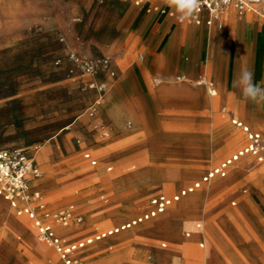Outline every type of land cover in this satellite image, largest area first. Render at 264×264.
Returning a JSON list of instances; mask_svg holds the SVG:
<instances>
[{
  "label": "rangeland",
  "instance_id": "1",
  "mask_svg": "<svg viewBox=\"0 0 264 264\" xmlns=\"http://www.w3.org/2000/svg\"><path fill=\"white\" fill-rule=\"evenodd\" d=\"M125 11L118 0H0V148L34 153L47 142L52 145V158H38L46 204L39 215L77 210L79 227L57 229L70 242L84 243L79 264H264V246L247 219L264 232V165L251 155L232 165L226 178L203 184L157 217L85 243L147 214L154 198L179 194L246 147L248 135L233 119L259 132L264 142V126L249 124L244 110L230 104V95L239 90L231 84L218 89L215 82L210 87L208 78L200 84L202 78L189 82L174 77V84L185 81L212 94V100H204L188 117L175 114L162 101L159 108L143 101L137 117L124 118L117 138V128L100 114L101 105L90 116L97 91L85 87L87 77L70 75L68 65H57L56 58L73 50L88 58H110L113 64L110 49ZM250 13L264 19L259 11ZM219 20L214 19V25L219 26ZM95 77L115 78L107 73ZM161 84L156 80V86ZM252 107L264 117V102H253ZM73 121L74 130L60 133ZM233 139L228 155L214 162L211 152ZM10 207L0 198V264H64L39 241L33 222ZM179 208L193 216L194 228L201 224L203 237H186L189 228L177 238L153 228L175 221ZM220 217L237 240L218 229ZM246 245L258 248L254 261L246 255ZM158 254L172 262H163Z\"/></svg>",
  "mask_w": 264,
  "mask_h": 264
},
{
  "label": "crops",
  "instance_id": "2",
  "mask_svg": "<svg viewBox=\"0 0 264 264\" xmlns=\"http://www.w3.org/2000/svg\"><path fill=\"white\" fill-rule=\"evenodd\" d=\"M118 2L120 5L126 7V11L119 21L118 37L112 42L110 49V52L115 55L113 69L116 76L113 79L109 77L100 79L98 77L88 76L84 80L86 88L95 89L97 91L98 96L96 97L95 102L100 100L101 103V101H103V103L100 104V114L108 117L106 118L107 122L117 128L119 132V134L116 135L117 138L123 131L122 126L124 118L127 115L137 117V112L140 109V102L148 101L152 104V106L159 108L161 104L159 102L162 101L164 102V107L172 109L173 112L175 111V114L182 117H188V115H191L190 112H194L193 109L203 107L202 103L204 100H212V94H210V92L206 89L196 87L191 88V86L185 81L174 84L173 79L175 76H177L179 80L183 77L189 82L195 81L198 78H208L213 82V86L215 82L218 85V89H220L225 84L232 85L234 75L238 73L241 67L246 66L254 70L255 82L261 87H264L263 18H260L250 12L239 14L233 7H230L221 15L219 26L217 23H215V25L213 22L210 23L209 14L207 12L200 14L198 20H185L184 22H181L177 18L179 13L176 12L175 7H170L162 0H151L142 5H137L133 2V0H118ZM71 51L73 50L66 52L61 57H57L56 61L61 60V65L63 64L69 66L70 63L67 56ZM158 79L162 80V84L160 86L155 85V82ZM229 98L231 105L234 104L244 110L249 124H258L260 127L264 126V117L258 116L254 112L252 107L253 102H251V105L248 107V100L243 99L239 93L230 95ZM212 113L214 115L213 106ZM194 114L197 116L196 113ZM232 123L241 128L243 131L244 129L240 127L238 123H241L243 126L249 128L252 133L260 134L245 125L242 121L233 119ZM75 127L76 121H73L63 127L60 133L63 131L74 130ZM52 140H56V137H53ZM48 143L49 142L42 146L40 152L35 151L34 153H31L29 151L35 158L38 166V158H52V145ZM234 143L235 140L233 139L225 146L211 152L212 160L215 162L228 155L233 148ZM239 151H237L236 154ZM87 155L89 156L87 157ZM85 158L91 159V154L86 153ZM227 159L222 161L217 166L210 168V170L201 179L194 182L187 188L200 182L201 186L195 189L192 193L200 189L203 184L208 183L203 182V178L206 177L207 174L214 168L219 167ZM93 162H95V164L97 163L96 160L91 161L92 164ZM231 166L227 169L226 176L222 177L217 175L212 179L226 178ZM212 179H210L209 182ZM39 180L40 179L32 180L31 182L33 189L41 192L42 201H44L43 196L45 192L40 190ZM246 193L247 191L243 192V194ZM189 194L191 193H188L187 195ZM177 195L165 197L173 198ZM185 196H182L181 198ZM262 196L264 197V194H262ZM1 199L4 200L3 198ZM179 201L173 202L166 210ZM5 202L8 203L9 206L13 207L9 202ZM235 204V201L232 202V205ZM24 205V202H20L18 207L22 208ZM14 209L18 211L17 208ZM152 209L153 206L151 204V210ZM73 210L77 215H79L77 210ZM55 213L57 212H45L43 213L42 218H44L45 221L50 222L52 215ZM162 213H159L158 215ZM169 215L167 214L165 217ZM143 216H140L137 219ZM173 216H176L175 221L171 223L157 224V226L154 224L153 228L165 230L170 233L173 238H177L179 233L186 228H189L191 231L186 234V237H190L191 233L194 235V238L204 236V229H200L201 224H197L196 228H194L191 222L193 216L186 213L182 210V208H179ZM155 217H151L144 221H148ZM137 219L131 220L130 222L117 228L126 226ZM247 219L249 221V226H251L252 230L256 233V236L264 246V232L261 230L260 226L254 224L248 216ZM218 221L220 222L217 224L218 229L231 239L237 240L236 234L232 228L226 224V221L221 217ZM140 223H137L136 225ZM72 225H74V228H77L80 224ZM136 225H132L130 228L121 231L131 229ZM58 227L59 226H55L56 233L60 237L68 240L65 235L59 233L57 229ZM166 246V243H162L161 245L163 248ZM199 246L200 248H204L205 244L200 243ZM47 247L54 255L61 259L52 248L49 246ZM244 247V251L248 258L254 261L258 253V248L254 245H246ZM158 257L163 262H172L171 259L164 254H158ZM215 257L216 256L214 255V262H218V259ZM151 258L152 257H150V259Z\"/></svg>",
  "mask_w": 264,
  "mask_h": 264
},
{
  "label": "built area",
  "instance_id": "3",
  "mask_svg": "<svg viewBox=\"0 0 264 264\" xmlns=\"http://www.w3.org/2000/svg\"><path fill=\"white\" fill-rule=\"evenodd\" d=\"M98 1L105 2L107 0ZM148 1L151 0H133L137 5H142ZM230 7H233L239 14L257 13L259 11L264 16L263 0H226V2L225 0H201L200 10L190 20H198L200 14L207 12L210 23H212L214 19L221 17ZM67 59L70 63L68 67L69 74L78 76L81 79H85L88 76L95 77L102 73H107L111 77L116 76L110 58H88L71 51ZM56 64L60 65L61 60H57ZM204 82L205 79L202 78L199 83L203 84ZM212 86L213 84L211 83L210 87ZM99 105L100 100L90 107V116L95 115ZM238 125L248 134L249 143L237 154L209 172L203 178V182H209L210 179L217 175L226 176L227 169L246 155L254 156L260 164L264 165V142L262 136L258 133H252L249 128L241 123H238ZM41 176L42 172L35 158L28 150L22 148H0V197L9 202L14 208H17L18 215H26L33 221L39 241L52 248L60 256L64 264H79L78 252L84 243H73L60 237L56 233L55 226L67 227L71 224H80L82 217L77 215L72 208H68L53 214L50 222L45 221L39 214L44 212L46 204L42 201L41 192L34 190L31 182L32 180L40 179ZM200 186L201 183L198 182L173 198L157 197L151 201L153 209L148 214L126 226L98 234L86 240L85 243L91 244L93 241L101 240L107 235L118 233L121 230L130 228L132 225L155 217L159 213L164 212L173 202L179 201L182 196L192 193ZM20 202L25 203L22 208L18 207Z\"/></svg>",
  "mask_w": 264,
  "mask_h": 264
},
{
  "label": "clouds",
  "instance_id": "4",
  "mask_svg": "<svg viewBox=\"0 0 264 264\" xmlns=\"http://www.w3.org/2000/svg\"><path fill=\"white\" fill-rule=\"evenodd\" d=\"M170 7H175L181 22L190 20L201 8V0H164ZM226 2V0H225ZM232 87L238 89L245 100L264 102V87L255 82V73L249 67H241L233 77Z\"/></svg>",
  "mask_w": 264,
  "mask_h": 264
},
{
  "label": "bare ground",
  "instance_id": "5",
  "mask_svg": "<svg viewBox=\"0 0 264 264\" xmlns=\"http://www.w3.org/2000/svg\"><path fill=\"white\" fill-rule=\"evenodd\" d=\"M234 23V22H233Z\"/></svg>",
  "mask_w": 264,
  "mask_h": 264
}]
</instances>
